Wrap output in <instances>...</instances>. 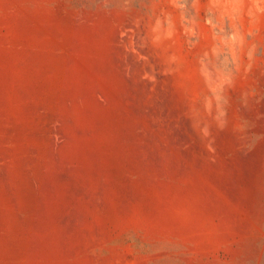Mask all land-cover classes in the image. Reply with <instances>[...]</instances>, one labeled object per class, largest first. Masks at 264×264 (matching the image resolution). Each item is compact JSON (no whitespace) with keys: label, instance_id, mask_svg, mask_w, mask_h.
<instances>
[{"label":"rangeland","instance_id":"374dc122","mask_svg":"<svg viewBox=\"0 0 264 264\" xmlns=\"http://www.w3.org/2000/svg\"><path fill=\"white\" fill-rule=\"evenodd\" d=\"M0 264H264V0H0Z\"/></svg>","mask_w":264,"mask_h":264}]
</instances>
